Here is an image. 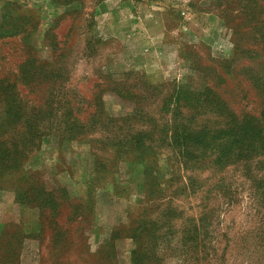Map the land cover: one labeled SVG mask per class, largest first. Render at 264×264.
Listing matches in <instances>:
<instances>
[{
	"label": "rangeland",
	"instance_id": "374dc122",
	"mask_svg": "<svg viewBox=\"0 0 264 264\" xmlns=\"http://www.w3.org/2000/svg\"><path fill=\"white\" fill-rule=\"evenodd\" d=\"M1 80L0 264H264V0H0Z\"/></svg>",
	"mask_w": 264,
	"mask_h": 264
},
{
	"label": "trees",
	"instance_id": "16d2710c",
	"mask_svg": "<svg viewBox=\"0 0 264 264\" xmlns=\"http://www.w3.org/2000/svg\"><path fill=\"white\" fill-rule=\"evenodd\" d=\"M53 1H61L64 4H69L71 2V0ZM4 91L8 92L9 95H4ZM19 95L20 94L16 91L15 83H9L4 80L0 81V105L8 107L6 111V113H8L7 118H3L2 121H0V183L5 179V175L8 172H14L16 170L19 166L22 153L29 149V147L26 146L20 148L21 145H19V142L28 140L27 145H29L31 142L38 140L40 134L34 129L28 130V128L27 130L20 131L18 135L14 133L16 128L15 125L21 118H25L26 123L29 122V118L24 117L20 112V109H22L25 104ZM262 120H264V112H262L260 116L252 113L244 115L240 127L226 133L230 136L228 144L229 152L232 153L234 149L243 151L251 141L252 148L250 149L257 150V148H259L264 150V129L260 127L259 122ZM209 134L210 133L206 131H199L196 135H193L192 133L181 132L175 127L170 138L172 139V145L178 148L182 145L184 146L185 143L189 144L188 139L191 138L199 139V141L204 142L205 138L209 137ZM142 227L141 224L133 234L136 240L141 239L143 236ZM134 252L136 253V250H134Z\"/></svg>",
	"mask_w": 264,
	"mask_h": 264
}]
</instances>
